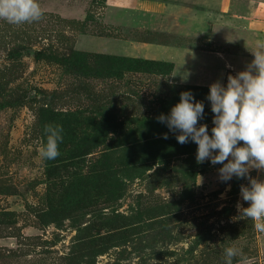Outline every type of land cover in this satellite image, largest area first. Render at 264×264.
I'll return each instance as SVG.
<instances>
[{"label": "rangeland", "instance_id": "374dc122", "mask_svg": "<svg viewBox=\"0 0 264 264\" xmlns=\"http://www.w3.org/2000/svg\"><path fill=\"white\" fill-rule=\"evenodd\" d=\"M242 1L40 0L39 21L0 20V264H224L229 246L264 264L237 209L248 179L222 182L157 119L190 91L211 135L209 86L250 62L205 59L257 50L230 21ZM46 124L64 130L54 160Z\"/></svg>", "mask_w": 264, "mask_h": 264}, {"label": "clouds", "instance_id": "9594fccd", "mask_svg": "<svg viewBox=\"0 0 264 264\" xmlns=\"http://www.w3.org/2000/svg\"><path fill=\"white\" fill-rule=\"evenodd\" d=\"M44 15L40 0H0V20L21 25L39 21ZM254 59L246 69L235 76L228 75L227 84L219 80L209 86L207 99L211 103L213 127L211 135L206 124L198 125L204 116V103L194 101L190 91L180 93V100L169 115L157 119L170 131H178L177 142L197 145V163L210 160L212 165L221 164L219 178L230 181L234 176L247 178L249 185L240 186L242 200L248 202L237 209L243 217L251 219L258 232L264 233V180L252 178L250 171H264V43L252 52ZM63 127L46 124V144L40 149L45 160H54L59 155L63 141ZM167 139V134H164ZM248 264L240 248L229 246L224 250V264Z\"/></svg>", "mask_w": 264, "mask_h": 264}, {"label": "crops", "instance_id": "0c3cea01", "mask_svg": "<svg viewBox=\"0 0 264 264\" xmlns=\"http://www.w3.org/2000/svg\"><path fill=\"white\" fill-rule=\"evenodd\" d=\"M254 2V1H252ZM251 0L247 1L246 4V0H243L242 3H238L240 8H241V12L243 13H234L233 18L230 20L231 22H240V29L236 26L235 30H239L243 36L247 37V41L248 42H244L243 41V37H238V43L239 45H248L247 43H251L254 46L256 45L258 47L259 44L264 43V8H261V5H264V1L262 2H254L253 6H251ZM250 3V5L248 4ZM227 11V10H226ZM222 12L224 13L225 10H222ZM243 17H242V16ZM235 17V18H234ZM238 25V24H237ZM225 34L227 35V33L225 32ZM221 36V35H218ZM223 37V40H221L223 43L226 42H232L233 38L229 37V41H226L225 37ZM249 38V39H248ZM193 53H190L189 51V56L192 55ZM210 54V53H209ZM213 55H210V57L207 56V58L205 59L207 62H213V64H219L218 65H226L228 64L227 61L229 62V56L235 57V62H237V64H244L243 62L248 61L251 63V61L253 60V58H250V56H242L239 54H235L233 52H212ZM237 55V57H236Z\"/></svg>", "mask_w": 264, "mask_h": 264}]
</instances>
